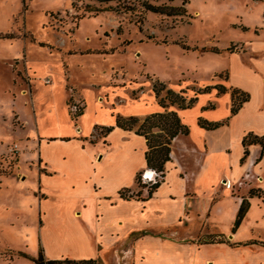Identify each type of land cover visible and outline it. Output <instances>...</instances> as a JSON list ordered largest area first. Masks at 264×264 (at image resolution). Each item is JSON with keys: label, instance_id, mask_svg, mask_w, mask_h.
I'll return each instance as SVG.
<instances>
[{"label": "rangeland", "instance_id": "1", "mask_svg": "<svg viewBox=\"0 0 264 264\" xmlns=\"http://www.w3.org/2000/svg\"><path fill=\"white\" fill-rule=\"evenodd\" d=\"M141 1L0 0V178L24 180L34 164L28 155L38 150L31 141L35 125L42 120V135L69 132L68 112L97 138L94 125H114L117 114L143 119L160 112L158 100L168 97V89L187 101L208 78L224 80L228 67L264 53V0H187L182 15L146 11ZM153 85L160 90L157 97ZM201 95L189 108L176 106L188 123H196L199 106L208 102ZM226 112L227 101L221 100L210 114ZM51 113L63 125L49 124ZM139 145L133 143L135 159L141 158ZM230 149L223 163L235 158V147ZM15 178L0 181V264H34L17 253L36 256L41 245L35 207L18 221L12 208L17 192L37 181L25 179L19 186ZM208 198L204 190L197 200L202 205Z\"/></svg>", "mask_w": 264, "mask_h": 264}, {"label": "crops", "instance_id": "2", "mask_svg": "<svg viewBox=\"0 0 264 264\" xmlns=\"http://www.w3.org/2000/svg\"><path fill=\"white\" fill-rule=\"evenodd\" d=\"M236 66L223 68L224 80L208 78L199 87L208 90L192 96L195 102L201 94L208 99L199 106L198 117L208 121L229 117L224 125L206 130L197 124L198 117L196 123H188L184 109L168 106L188 124L189 134L174 138L164 176L150 196L146 184L136 183V176L147 168L146 144L133 130L114 127L106 136L94 138L75 125L67 110L73 124L69 132L42 135L44 120L35 125L36 138L31 141H36L38 150L28 155L34 164L24 180L37 183H27L17 192L18 205L12 211L18 221L27 208L33 214L35 207L39 248L45 258L94 259L103 264H264V150L257 160L261 147L252 144L241 161L242 138L248 133L264 135V53L250 55ZM216 86L225 90L218 92ZM233 89L249 98L230 115ZM221 100L227 101V114H210ZM84 111L85 106L81 118ZM48 119L52 126L64 123L53 113ZM98 141L101 146L93 145ZM138 141L141 158L135 159L133 143ZM232 145L235 158L223 163ZM250 159H256L252 172L259 180L238 185ZM3 178L15 177L3 176L0 181ZM24 180L15 178L19 186ZM123 189L128 190L125 197ZM204 190L209 198L200 205L197 198ZM243 199L248 209L233 228ZM254 208L263 212L260 217L252 214Z\"/></svg>", "mask_w": 264, "mask_h": 264}, {"label": "trees", "instance_id": "3", "mask_svg": "<svg viewBox=\"0 0 264 264\" xmlns=\"http://www.w3.org/2000/svg\"><path fill=\"white\" fill-rule=\"evenodd\" d=\"M99 2H109V1H116L120 2L123 0H97ZM157 1V0H153ZM182 5L179 7L174 6H163V4H153L149 0H142L140 2V6L146 10L150 11L152 13H160V14H166V15H182L185 11L183 5L186 3L187 0H181ZM129 10H133L134 6H128ZM119 31V28L118 30ZM211 51L218 52V50L212 49ZM208 86L203 88L202 91L208 90ZM218 89V92H223L225 90L222 86H216ZM153 91L155 93V96H158L159 89H156L155 85H153ZM167 98H161L158 100L159 105L162 107V111L151 113L147 116H145L143 119H138L132 115L130 116H120L117 114L115 116V122L114 125L109 126H94L97 136H106L110 131L113 130L114 127H119L124 130H133L136 135L142 136L145 139L146 144V150L144 152V158H145V164L147 168L154 169L158 172H160L161 177L163 178L165 173V163L170 160V152H171V145L175 137L178 135H184L187 136L189 134V126L182 122L179 114L175 110H169L167 109L170 105H176L178 108H189L192 106V104L195 102L196 97H191L187 99L179 93L174 92L171 89H168L166 91ZM199 93V92H197ZM231 109H230V115H234L243 102L248 100L249 95L233 89L231 91ZM165 99H167V102H165ZM82 112H79V115H81ZM227 119L223 121H208L203 119L202 117L197 118V124L206 130H213L221 125H224L226 123ZM241 144L244 148L243 156L241 158V161H244L245 157L248 155V147L252 144H259L261 147V152L257 160L262 155V152L264 150V135L258 136L252 133L246 134L242 140ZM141 173V172H140ZM139 173V174H140ZM136 176V183L140 186L141 179L140 175ZM162 180V179H161ZM160 180V181H161ZM160 182H157L156 184H153L151 186H147V195L150 196L151 193L158 187ZM125 191H128L127 189H123L121 192V196L125 197L123 194ZM250 194H254L253 191H250ZM132 194L127 195L126 197H131ZM248 209V202L246 199H243L240 207L237 212L236 219L233 224V228H236L242 218L244 217L246 211ZM251 243H258L257 241L251 242ZM264 243V242H263ZM19 256L25 257L29 260H31L34 264H97L98 260L94 259H88V260H75V259H47L45 258L42 248L40 247L37 253V256L31 257L26 253L18 252Z\"/></svg>", "mask_w": 264, "mask_h": 264}, {"label": "built area", "instance_id": "4", "mask_svg": "<svg viewBox=\"0 0 264 264\" xmlns=\"http://www.w3.org/2000/svg\"><path fill=\"white\" fill-rule=\"evenodd\" d=\"M248 155L246 156V158L248 157ZM246 158H245V160H246ZM255 163H256V159H250V161H248L246 170L244 171L242 178H240V180L237 181L238 185H242L248 181L251 182L252 180H255V181L259 180V176L255 175L252 172V168L254 167ZM140 179L144 183H146V185L149 187L153 184H156L157 182H160L162 177L160 175V172H158L154 169H151V168H145V169H143V171H141ZM223 183L226 187L231 186L230 182H228L226 180Z\"/></svg>", "mask_w": 264, "mask_h": 264}]
</instances>
